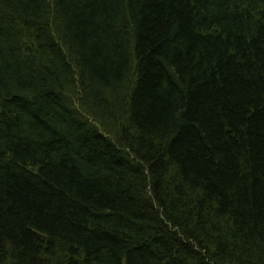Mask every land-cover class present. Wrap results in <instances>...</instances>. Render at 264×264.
Masks as SVG:
<instances>
[{"label": "trees", "instance_id": "1", "mask_svg": "<svg viewBox=\"0 0 264 264\" xmlns=\"http://www.w3.org/2000/svg\"><path fill=\"white\" fill-rule=\"evenodd\" d=\"M0 264H264V0H0Z\"/></svg>", "mask_w": 264, "mask_h": 264}]
</instances>
